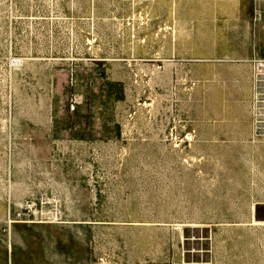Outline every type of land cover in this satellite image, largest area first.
<instances>
[{"label":"rangeland","instance_id":"rangeland-1","mask_svg":"<svg viewBox=\"0 0 264 264\" xmlns=\"http://www.w3.org/2000/svg\"><path fill=\"white\" fill-rule=\"evenodd\" d=\"M0 264H264V0H0Z\"/></svg>","mask_w":264,"mask_h":264}]
</instances>
